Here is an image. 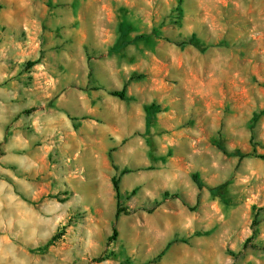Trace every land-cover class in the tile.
<instances>
[{
	"label": "clouds",
	"instance_id": "obj_1",
	"mask_svg": "<svg viewBox=\"0 0 264 264\" xmlns=\"http://www.w3.org/2000/svg\"><path fill=\"white\" fill-rule=\"evenodd\" d=\"M0 264H264V0H0Z\"/></svg>",
	"mask_w": 264,
	"mask_h": 264
},
{
	"label": "rangeland",
	"instance_id": "obj_2",
	"mask_svg": "<svg viewBox=\"0 0 264 264\" xmlns=\"http://www.w3.org/2000/svg\"><path fill=\"white\" fill-rule=\"evenodd\" d=\"M252 207H253V210H255V205H253Z\"/></svg>",
	"mask_w": 264,
	"mask_h": 264
}]
</instances>
